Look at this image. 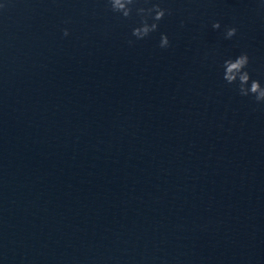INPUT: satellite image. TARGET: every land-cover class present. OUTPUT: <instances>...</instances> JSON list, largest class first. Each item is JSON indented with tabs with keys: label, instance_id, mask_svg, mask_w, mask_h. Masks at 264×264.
I'll return each instance as SVG.
<instances>
[{
	"label": "water",
	"instance_id": "obj_1",
	"mask_svg": "<svg viewBox=\"0 0 264 264\" xmlns=\"http://www.w3.org/2000/svg\"><path fill=\"white\" fill-rule=\"evenodd\" d=\"M157 2L0 0V264H264V0Z\"/></svg>",
	"mask_w": 264,
	"mask_h": 264
},
{
	"label": "clouds",
	"instance_id": "obj_2",
	"mask_svg": "<svg viewBox=\"0 0 264 264\" xmlns=\"http://www.w3.org/2000/svg\"><path fill=\"white\" fill-rule=\"evenodd\" d=\"M147 3L148 0H145ZM138 0H107V4L111 11L121 14L128 18L135 10L136 14L141 17L140 23L136 26L132 35L136 39H144L152 32L159 28V21L162 20L166 14H170L171 10L164 8L160 3H153L150 7H136ZM4 5H0V8ZM151 21V22H150ZM214 29H220L221 23L216 21L213 23ZM238 28L229 26L225 30V38L230 39L236 35ZM70 34L69 29H64V35ZM133 44V40L128 41ZM161 48L171 46V41L166 33H161L160 45ZM251 58L247 52H242L235 58L225 59L223 62V79L228 84H236L238 82V91L241 96H254L257 103H264V85L259 79H252L251 72L248 70Z\"/></svg>",
	"mask_w": 264,
	"mask_h": 264
}]
</instances>
